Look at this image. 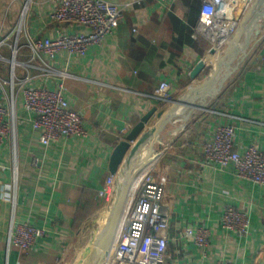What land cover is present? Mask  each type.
Segmentation results:
<instances>
[{"label": "crops", "instance_id": "obj_1", "mask_svg": "<svg viewBox=\"0 0 264 264\" xmlns=\"http://www.w3.org/2000/svg\"><path fill=\"white\" fill-rule=\"evenodd\" d=\"M107 1L125 6V12L100 44L91 45L84 55L61 50L53 57L42 53L33 58L28 38H55L85 27L51 22L54 0H0V38L8 36L0 49L5 58L0 59V76L11 78L13 60L16 80L27 78L30 87L54 89L62 77L44 68L66 72V97L88 131L85 137H62L44 145L15 84L16 142L0 144V264H76L84 248H96L113 207L105 206L99 190L112 174L114 148L153 112L146 122L149 130L160 114L214 71L211 43L193 36L200 0ZM263 11L264 3L255 0L242 16L232 37L239 35L237 43L246 49L230 66H222L215 88L189 95L186 101L192 105L180 104L173 120L159 134H151L141 150L144 157L151 147L153 157L136 182L127 212L142 177L153 167L157 177L167 180L168 264H264V186L237 177L231 165L220 170L204 158V145L219 123L235 124L236 150L244 152L253 144L264 150ZM16 41L14 53L11 45ZM163 81L171 83L174 101L143 95ZM6 89L11 92L9 84ZM228 207L248 214L246 236L222 227ZM23 222L48 230L27 250L9 246L11 226ZM200 226L211 230L206 248L185 236L187 228Z\"/></svg>", "mask_w": 264, "mask_h": 264}, {"label": "built area", "instance_id": "obj_2", "mask_svg": "<svg viewBox=\"0 0 264 264\" xmlns=\"http://www.w3.org/2000/svg\"><path fill=\"white\" fill-rule=\"evenodd\" d=\"M55 9L50 14L51 22L73 24L85 27L75 33L60 32L55 38H28L33 58L45 53L51 57L61 50L72 54L84 55L91 45L100 44L112 34L124 18L125 6L107 0H54ZM167 2V0H157ZM199 17L194 26L193 36L206 38L211 48L219 56L222 47L227 45L236 32L242 16L251 8L255 0H200ZM21 26L17 28V35ZM18 37V36H17ZM8 36L0 38V49L7 43ZM218 44V47H215ZM17 52V41L11 45ZM0 59H5L0 54ZM58 73L62 82L54 89L30 87L26 79H15L14 61L11 60V78L0 76V144L7 139L16 142V112L14 92L15 84L20 86L24 108L33 114V128L41 131L40 141L48 145L62 137L88 135L80 112L73 109L66 97L67 87L64 80L66 72H56L50 67L44 68ZM11 86V92L6 85ZM143 95L162 100L174 101L172 86L163 81L153 92ZM235 124L219 123L213 137L204 145V158L209 164H215L220 170L232 166V171L241 179L250 180L264 186V150L253 144L244 152L234 148ZM166 178L157 177L153 168L146 173L138 185L134 203L128 210L119 240L112 252L108 253L102 264H168V230L171 219V206L166 200ZM117 174H110L99 196L110 207L118 191ZM221 225L233 230L240 236H246L250 229V219L245 211L234 207L224 210ZM48 230L23 222L11 226L9 246L27 250ZM211 230L200 226L187 228L185 236L194 239L201 248L210 241ZM215 264H234L229 260H219Z\"/></svg>", "mask_w": 264, "mask_h": 264}, {"label": "water", "instance_id": "obj_3", "mask_svg": "<svg viewBox=\"0 0 264 264\" xmlns=\"http://www.w3.org/2000/svg\"><path fill=\"white\" fill-rule=\"evenodd\" d=\"M257 2L264 3V0H257ZM263 15L264 11L260 13V18H262ZM253 25H255V22L253 23ZM238 39L239 35L230 38L227 43V48L224 50V53L215 62L214 71L212 72V74L208 76L204 82L200 83L197 86L191 87L186 96H184L180 100H176V102L173 103L167 111L160 114L159 120L153 126H151L149 130H146V122L149 121L153 112H150L146 116H144L143 119L134 126V128L126 136V138L121 140L116 145L111 155L110 170L112 174H117L119 188L115 197V201L113 203L111 215L107 222L103 224V228L101 229L98 236V243L96 248L92 251H90L88 247L85 248L80 257L76 260V264H82L81 259L83 258V256L88 258L87 264H102L103 260L107 256L108 247L111 243L113 235L115 234L117 219L123 211L124 203L126 201L129 186L131 183V178L133 177L135 171L133 167L138 162L142 164L144 163V161H147L153 153L152 148L149 147L148 151L143 157L141 154L142 148L150 138L151 134H159L173 120L174 111L178 109L180 104L192 105V102L186 101L189 95L193 94L196 91H210L211 89L215 88L216 83L221 75L222 66H230L231 63L240 54V52L245 51L246 49L247 45H240L239 43H237ZM213 51L214 49L211 48L210 53ZM199 69L200 68L198 67L195 72L197 73Z\"/></svg>", "mask_w": 264, "mask_h": 264}, {"label": "bare ground", "instance_id": "obj_4", "mask_svg": "<svg viewBox=\"0 0 264 264\" xmlns=\"http://www.w3.org/2000/svg\"><path fill=\"white\" fill-rule=\"evenodd\" d=\"M215 47H218V44H216V46ZM210 57H211V59L213 60L212 62L215 64V62H216V60H217V57L219 56V54L216 52V51H213V52H211L210 53V55H209ZM216 56V57H215ZM152 157L153 156H151L147 161H144V163H142V164H140L136 169H135V171H134V175H133V177L131 178V183H130V186H129V191H128V195H127V197H126V201H125V203H124V207H123V211H122V214L118 217V219H117V223H116V230H115V234L113 235V238H112V240H111V243H110V245H109V247H108V253H110V252H112L113 250H114V248H115V245H116V243L118 242V240H119V236H120V232H121V230H122V227H123V225H124V222H125V218L126 217H124L123 218V216L126 214V212H127V207H128V203H129V198H130V196H131V194L133 193V189L135 188V185H136V182H137V180L139 179V177H140V175L142 174V171H143V169L146 167V165L148 164V162H149V160L150 159H152ZM149 167V166H148ZM153 168V167H152ZM151 168V169H152ZM150 169V170H151ZM149 170V171H150ZM146 173H148V172H146ZM146 173H145V175H146ZM144 175V176H145ZM143 176V177H144ZM142 177V178H143ZM142 180V179H141ZM137 192V191H136ZM110 210L108 211V214H107V218H106V220H105V222H104V224L107 222V220L109 219V217H110ZM123 218V219H122ZM102 227H101V229L103 228V224L101 225ZM118 231H119V235H118V239H117V241H116V243H115V245H114V239H115V235L118 233ZM100 233V232H99ZM96 242L98 243V238H97V240H96ZM89 248V247H88ZM95 248L93 247V248H91L90 249V251H92V250H94ZM108 253H107V255H108ZM91 254V253H90ZM90 254H89V256H90ZM107 257V256H106ZM105 257V258H106ZM87 259L88 258H85V256H83V258L81 259L82 260V264H87Z\"/></svg>", "mask_w": 264, "mask_h": 264}, {"label": "rangeland", "instance_id": "obj_5", "mask_svg": "<svg viewBox=\"0 0 264 264\" xmlns=\"http://www.w3.org/2000/svg\"><path fill=\"white\" fill-rule=\"evenodd\" d=\"M222 48H223V49H222V53H221L220 55H222V54L224 53V50L227 48V45H224ZM95 230H97V228H96ZM96 235H97V234H96ZM95 237H96V236H95ZM97 237H98V236H97ZM97 237H96V238H97ZM96 238H95V239H96ZM86 239H88L87 241H90L91 238L89 237V238H86ZM89 243H92V242L90 241ZM76 249H77V248H76ZM84 249H85V248H84ZM75 251H76V250H75ZM76 254H77L76 252L73 253V254H72L73 257H75ZM81 254H82V253H80V255H81ZM80 255H79V257H80Z\"/></svg>", "mask_w": 264, "mask_h": 264}]
</instances>
